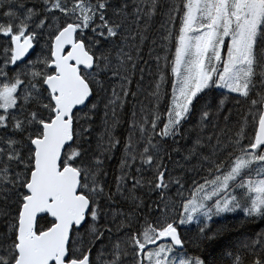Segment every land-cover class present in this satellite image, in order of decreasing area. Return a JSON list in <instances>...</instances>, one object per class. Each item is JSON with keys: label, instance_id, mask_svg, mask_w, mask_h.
<instances>
[{"label": "snow or ice", "instance_id": "obj_1", "mask_svg": "<svg viewBox=\"0 0 264 264\" xmlns=\"http://www.w3.org/2000/svg\"><path fill=\"white\" fill-rule=\"evenodd\" d=\"M0 264H264V0H0Z\"/></svg>", "mask_w": 264, "mask_h": 264}, {"label": "trees", "instance_id": "obj_2", "mask_svg": "<svg viewBox=\"0 0 264 264\" xmlns=\"http://www.w3.org/2000/svg\"><path fill=\"white\" fill-rule=\"evenodd\" d=\"M147 83H148V81L146 80V82H145V86H147ZM195 234V228H194V226H193V232H192V235H194Z\"/></svg>", "mask_w": 264, "mask_h": 264}]
</instances>
